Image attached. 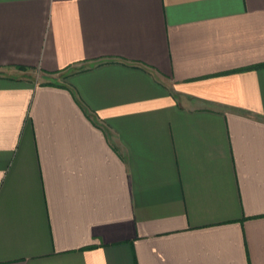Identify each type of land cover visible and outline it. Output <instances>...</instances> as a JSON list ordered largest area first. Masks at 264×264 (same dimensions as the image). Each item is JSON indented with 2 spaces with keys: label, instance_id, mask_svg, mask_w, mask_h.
Here are the masks:
<instances>
[{
  "label": "crops",
  "instance_id": "obj_1",
  "mask_svg": "<svg viewBox=\"0 0 264 264\" xmlns=\"http://www.w3.org/2000/svg\"><path fill=\"white\" fill-rule=\"evenodd\" d=\"M0 264H264V0H0Z\"/></svg>",
  "mask_w": 264,
  "mask_h": 264
}]
</instances>
